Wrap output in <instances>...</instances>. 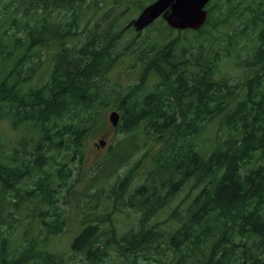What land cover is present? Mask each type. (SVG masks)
<instances>
[{"label": "trees", "instance_id": "obj_1", "mask_svg": "<svg viewBox=\"0 0 264 264\" xmlns=\"http://www.w3.org/2000/svg\"><path fill=\"white\" fill-rule=\"evenodd\" d=\"M87 1L4 6L0 123L8 120L21 132L0 144V264H65L49 246L68 220L76 227L69 250L81 264H109L116 253L150 260L161 244L174 258L154 259L157 264H264V0H213L201 29L173 36L158 19L145 34L130 29L120 49L115 44L128 31L120 27L128 7L119 16L123 2H115L97 16L102 1ZM133 4L131 14L144 6ZM87 7L93 13L86 19ZM79 28L92 31L66 53L61 46L68 47ZM246 43L252 50L240 58L237 48ZM50 47L57 63L46 66V82L31 87L30 59ZM128 54L140 55L137 83L120 91L119 85H96L116 57ZM223 59H233L243 79L218 78ZM148 80L153 87L144 93ZM109 109L120 114L114 130L121 136L95 175H87L84 203L73 201L84 141ZM212 122L217 138H224L205 152L202 134ZM106 167L116 181L101 192L95 187ZM136 172L142 184L127 189ZM184 183L196 192L178 205L182 212L174 208L163 216ZM15 212L20 225L29 212L17 238V227H1ZM130 216L136 228L123 230L121 219ZM161 222L166 229L156 228Z\"/></svg>", "mask_w": 264, "mask_h": 264}, {"label": "rangeland", "instance_id": "obj_2", "mask_svg": "<svg viewBox=\"0 0 264 264\" xmlns=\"http://www.w3.org/2000/svg\"><path fill=\"white\" fill-rule=\"evenodd\" d=\"M14 1L15 0H0V19L3 18V16L7 13V10H8L7 8L4 9V6L5 5L12 6ZM89 1H87L86 3H88ZM100 1H102L103 9L97 12V16L106 12L107 8L111 4L118 5V3L115 4V2H119V3L123 2V4H120V6L117 8L116 13L119 16L122 12V9H125L128 7V11H127L128 14L124 15L125 17L120 18L121 22H124L123 24H120V27H123L126 22L134 18L139 12L138 11L137 13L134 12V14H131L132 11L135 10L134 4H133L135 0H99V2ZM138 1L143 3L144 5L149 4L150 1L152 2V0H138ZM22 3L27 5L28 0H22ZM98 3H95V4L98 5ZM23 8L24 6L19 11V16L17 18L19 21L21 20V18L25 19L24 17L20 15V13L23 12ZM85 11H86L85 17L87 19L91 16L93 12H91L89 7H87ZM40 13L41 11H37V14H40ZM88 29L89 28L82 30L79 28L78 31L75 33V35L72 36L74 37V40L71 41L72 43H70L68 47L66 45L61 46L64 49L67 48L65 49L66 53L72 52L74 48L75 49L79 48V46L83 43V41H85L84 39L88 36L89 32L92 31ZM262 29H264V25ZM11 31L15 32L16 29L13 28ZM21 33L22 32H18L17 34L21 35ZM143 33L144 32H142V34ZM132 35H133V31H130V30L126 31L123 34L122 38L118 42H116L115 44L116 47L118 49L123 47L128 42V40L131 38ZM175 35H176V32H174L173 36ZM146 41L150 42L151 38H148ZM72 45H74V47H72ZM251 50H252L251 43L243 44L237 48V52H239L240 58L242 56H245L244 53L250 52ZM61 51L62 49H60V53ZM137 54H140V53H137ZM140 55L136 56L134 54H128L124 56L119 55L118 57H116L115 60L111 62V65L107 69H105L107 71L105 72L106 74L105 73L102 74L101 76L102 79L99 78L98 79L99 82L97 81L96 85H108L109 89L113 88V86L111 85H119L116 88V91L118 90L120 91L122 89L127 90L130 86H132L131 85L132 83H137V79L140 76L139 74L142 68L137 63V60L139 59ZM31 60L34 62H38V63L42 62L41 72L40 71L37 72L35 79H38L41 74V81L44 83L47 81V78H48V71H47L48 67H46V62L51 61L52 63L56 64L58 60V53H56L55 51L53 53L52 52L48 53L46 49H40V51L36 53V57L31 58ZM29 75H30V72H29ZM244 76H245V73L241 71L240 69L236 68L233 59H223L218 66V72H217L218 78L227 77L229 79H232V81H236L239 79H243ZM152 83H153L152 80H148L146 83L144 82L143 84L145 86L144 93L152 89L153 87ZM110 110H116V109L107 110L103 116L105 123L102 126H98L97 130L94 133L90 134L89 137H87L84 141L83 158L81 161L82 164H79V178H77L76 180L75 193L73 194V197L72 196L70 197L71 200L73 199V201L77 200V201L84 203L82 193L84 192V190H86V187H87V181H88L87 175L89 173H91V176L95 175L93 173H95L96 169L97 170L99 169L98 165L101 161L104 160V158L108 154L110 146L115 145L117 139L120 138L121 136L120 134H117V131L114 130V128L107 121V116ZM207 129L208 131H206V134L205 133L202 134L204 138V144L201 146H202L203 151L210 152L218 143H220L223 140L224 137L217 138L218 126L217 124L213 122L207 126ZM20 132H21L20 129L11 130L10 121L7 120V121L1 122L0 123V134H3L5 136H3V138L0 140V144H4V143L8 144V142L10 141L14 142V140L20 136ZM99 140H105L106 143L103 147L96 146V143ZM195 143H196V140H193V145ZM201 146L194 145L193 148L198 150ZM140 150H144V149H140ZM63 159L64 157L62 153L57 155V158H56L57 162H61ZM132 165H129L121 169L118 173L120 175H123L130 166L132 167ZM107 169L108 167L103 168L102 176L99 178L98 185H96L95 187V188H100L101 192L103 191V189L107 191L109 185L116 181V177L109 175V172L107 171ZM101 178L103 180H101ZM130 179H131L130 182L126 186L127 189L137 186L138 184H142L143 182V177L140 172H136L132 174V178ZM195 192L196 191L193 190L188 183H184L179 189L178 193L174 196L175 198H172L171 199L172 201L162 210V215L164 216V214H170V212L174 208L182 212L184 208L179 207L178 205L181 206V203L183 204L184 200L187 201V198L189 197V195L194 194ZM59 205H62L63 207H65L61 202L59 203ZM15 213H16L15 220L6 219L7 220L6 224L1 227H3L2 228L3 230H7L8 227L11 225L15 226V228L17 227L15 230L16 231L15 238H17L18 234L21 232L19 231V229L23 225V221L28 223L29 212H24L25 216L22 214L24 217L22 221V225H20L19 221L16 220V218L19 217L20 212L19 213L15 212ZM133 222L135 223V217L133 216L124 217L123 219H121V225H122L123 230H125L126 228H128V230L132 228L135 229L136 225L135 224L133 225ZM156 228L166 229L167 227L165 226V223L161 222L160 224L156 226ZM75 230H76V227L74 225V222L72 220H68L66 224V230L63 232L62 235H60L59 237H56V239H54L52 244L49 246L52 251H54L56 254L62 255L65 258L66 260L65 264H81L80 257L78 255L71 256V253L69 250L70 242L73 238V234ZM159 250L160 251L158 254L150 253L148 255L150 258L153 257L150 260H147V258L138 254L135 258V261H133L132 255L127 254L128 256L127 259H124L122 256H119L120 254L116 253V257L114 258L115 260H113L109 264H157V262L154 259H158L161 262H164L165 260L167 262V261H171V259L174 258V254L172 253L171 250H169V248L165 250V244H161V248Z\"/></svg>", "mask_w": 264, "mask_h": 264}, {"label": "water", "instance_id": "obj_3", "mask_svg": "<svg viewBox=\"0 0 264 264\" xmlns=\"http://www.w3.org/2000/svg\"><path fill=\"white\" fill-rule=\"evenodd\" d=\"M209 0H155L146 6L136 18L132 19L126 27H133L136 32L142 31L154 20L161 18L173 29H199L206 20L207 13L203 9ZM118 113L112 111L108 120L113 127L117 125ZM104 141H98L100 147Z\"/></svg>", "mask_w": 264, "mask_h": 264}, {"label": "flooded vegetation", "instance_id": "obj_4", "mask_svg": "<svg viewBox=\"0 0 264 264\" xmlns=\"http://www.w3.org/2000/svg\"><path fill=\"white\" fill-rule=\"evenodd\" d=\"M35 75H36V73H35ZM36 85H40V81H39V82H37V83H36Z\"/></svg>", "mask_w": 264, "mask_h": 264}]
</instances>
